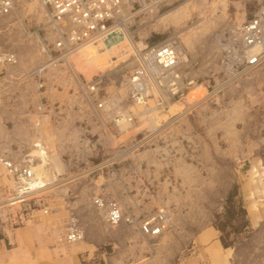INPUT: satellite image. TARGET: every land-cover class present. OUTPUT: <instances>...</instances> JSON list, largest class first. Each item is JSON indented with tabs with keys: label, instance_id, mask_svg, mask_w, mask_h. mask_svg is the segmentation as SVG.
<instances>
[{
	"label": "rangeland",
	"instance_id": "rangeland-1",
	"mask_svg": "<svg viewBox=\"0 0 264 264\" xmlns=\"http://www.w3.org/2000/svg\"><path fill=\"white\" fill-rule=\"evenodd\" d=\"M15 5L12 17L0 18V43L19 53L22 63L36 64L39 45H45L43 37L53 41L55 30L50 28L41 0H19ZM256 13L264 20V0H165L154 9L136 12L128 31L126 28L127 42L120 35L106 44L117 47L110 48L113 51L102 42L91 44L96 49L101 46L98 51L104 52L100 63H89V56L82 54L83 47L66 55L75 78H90L111 68L113 81H103V86L112 93L113 105L130 95L126 81L133 65L130 51L145 43L179 42L186 63L182 73L193 81L185 84L181 97L169 96L165 101L168 108L155 110L150 116L141 114L128 98L127 108H106L103 112L107 118L122 111L134 115V121L128 120L124 126L119 123L118 133L110 124L88 133L87 142L75 146L77 149L71 142L79 138V127L70 122L57 125L46 117L42 130L52 144V166L60 169L62 156L63 162L69 163L63 169L65 178L88 168V162L92 165L111 158L118 153L120 143L131 145L142 131L149 134L143 146L129 150L110 169L83 173L78 181L73 176L71 182L61 181L44 189L47 212L37 205L31 213L18 204L0 208V237L5 242L0 264H264V63L249 71L239 70L236 75L223 61L227 31ZM40 29L45 33L40 35ZM48 75L55 79L52 70ZM28 81H18L17 97L4 98L0 109L6 115L2 117L4 124L12 127V140H16V126L30 125L13 123L8 116L9 110L20 109L24 99L20 90ZM55 86L49 88L54 93L50 99L58 105L72 88ZM26 101L32 107L34 100ZM154 109L152 106L151 111ZM30 117L33 121L37 115ZM1 125L0 137L8 136L9 131ZM63 128L64 137L53 131ZM32 140L23 144L31 148ZM120 169L129 178L106 179L114 170L122 174ZM100 174L104 178L98 177ZM1 176L0 197L14 184L4 169ZM104 183L116 198L128 193L121 196L126 207L148 194L154 198L148 201L147 196L146 206L165 204L171 215L165 234L146 236L128 222L114 226L106 222L103 209L96 208L90 198L93 186L102 189ZM65 194L84 228V240L79 242L60 237L67 213Z\"/></svg>",
	"mask_w": 264,
	"mask_h": 264
},
{
	"label": "built area",
	"instance_id": "built-area-1",
	"mask_svg": "<svg viewBox=\"0 0 264 264\" xmlns=\"http://www.w3.org/2000/svg\"><path fill=\"white\" fill-rule=\"evenodd\" d=\"M17 1L19 0H0V13H8ZM151 1L155 5L165 0ZM42 2L48 7L58 26L53 34V41L52 37L47 40L43 37L45 45H39L40 58L36 64L22 63L13 48L0 43V85L3 86L4 81H28L31 77V81H34L36 85L37 94L43 95L32 101V107L28 106L27 101L21 99L19 110H9L8 116L13 123L21 122L41 128V122L46 117H49L57 125L64 122L73 123L79 127L78 135L80 136L79 138L77 136L71 143L73 148L75 146L79 148V144L87 142L85 137L88 133L99 132L103 130V127L108 128V124L112 125L118 133L120 131H118L117 125L122 119L127 117L128 120H133L132 114L122 111L107 118L103 112L106 108L109 109L112 106L127 108L128 98L131 103L132 101L143 103L145 105L144 115L150 116L155 110L168 108L164 93L175 94L174 98L181 97L185 84H190L193 81L187 74L182 81H178L180 77L179 59L175 56L172 44L168 42L145 43L139 49L135 48L130 51L133 65L128 71L126 79L130 95L125 96L123 100H118L113 105L110 103L112 93L103 86V81H113L109 77L111 68L93 73L90 78L82 76L75 78V74L69 68L70 65L65 61L66 55L87 40H92L94 43L103 40L108 43L110 39L113 40L117 36L123 35L124 27L128 31V24L134 14L138 11H145L143 1L42 0ZM40 31V35L45 33L44 29H40ZM225 37L223 54L226 56L225 61L231 64L233 69L242 70L246 66L259 65L264 62V21L261 13H256L241 24L235 25L230 31H227ZM49 39L51 41H48ZM98 49H102L101 46ZM50 70L53 71L55 79L49 78ZM184 72L188 73L186 66ZM69 78H73V80ZM63 81L66 82L62 83ZM55 84L61 86L62 90H65L67 86L72 88L67 99H62L58 105L50 99L54 97V93L50 92L49 88H55ZM119 87L120 83L118 87L114 88L115 95L118 94ZM2 89L0 88V90ZM107 103L110 104L106 106ZM152 106H155V109L151 111ZM30 114H37V118L33 121L30 120ZM147 134L149 132L142 131V136L139 139L135 135L131 145L120 143L117 154L92 165L88 162V168L76 171L69 178L76 176L78 181L82 179L83 173L85 175L92 171L103 172L105 169H110L114 162L122 159L121 157L126 155L129 150H138L140 146H143L146 141L144 137ZM19 140H13L17 147L5 149L0 154L3 169L14 183L10 192L0 197V201H2L0 208L18 204L19 207L27 210L26 213H31L34 206L37 205L47 212V204L43 199L46 192L44 189L56 186L61 181H72L64 176L66 173L63 170L64 166L65 164L69 166V163L66 161L64 163L65 159L60 155L61 163H63L61 168L57 169L52 166L53 162L47 155L48 147L40 131L35 134L31 148ZM96 140L100 142L99 139ZM100 143L102 144V142ZM92 146L97 147L96 144H92ZM114 171L110 172L106 179L114 178V180L123 181L129 178L125 170L122 172L120 169L122 174ZM100 176L101 179L104 178L101 174L98 177ZM100 186L102 189H95L96 185L93 186L90 198L96 207L103 209V217L109 224L115 225L121 221L136 223L140 231L149 236L158 235L169 228V213L165 204H158L154 207L153 205L146 206V201L139 200L133 195L138 202L126 207L124 205L126 201L121 199V196L126 197L127 192L116 198L113 193L105 189V183L104 186ZM66 196L67 194L64 195L63 206L67 213L64 230L60 237H64L66 240H78L84 236L83 227L75 206L71 200H65ZM147 196L153 197L150 194L143 195L144 199H148Z\"/></svg>",
	"mask_w": 264,
	"mask_h": 264
},
{
	"label": "bare ground",
	"instance_id": "bare-ground-1",
	"mask_svg": "<svg viewBox=\"0 0 264 264\" xmlns=\"http://www.w3.org/2000/svg\"><path fill=\"white\" fill-rule=\"evenodd\" d=\"M143 1V5H144V8H145V10H151L152 8L154 9V8H156V7H158L161 3H157V4H155L154 5V3H153V1H151V0H142ZM41 2H42V0H41ZM43 3V2H42ZM44 4V3H43ZM44 6L46 7V9H47V12H48V17H49V22H50V28H52L53 30H55L56 31V26H58V24H56L55 23V19H54V17L52 16V13L51 12H49V9H48V7L44 4ZM16 7V5L14 4L13 5V8L8 12V13H0V16H7L8 14H10L11 12H13V10H14V8ZM262 19H263V17H262ZM264 21V20H263ZM123 36H124V38H125V41L127 42V40H128V34H127V32H126V28L124 27V31H123ZM111 40V39H110ZM98 42H102L103 43V45L107 48V49H110V48H117V47H115V46H111L110 45V47H108V45H106L107 43L105 42V41H103V40H98ZM164 42H168L169 44H172L173 45V47H174V49H175V56L176 57H178V59H179V65H178V70L180 71V77H181V80H183V78H184V74L182 73V70H183V65H185L186 63H185V60H184V57L182 56V53L180 52V43L179 42H177L176 40H166V41H164ZM94 42L92 41V40H87V41H85L83 44H81V45H79L74 51H72V52H70L69 54H72V53H75V52H77V51H79L82 47L84 48L83 49V53L82 54H84L85 56H89V63H100V61H101V56H102V54L104 53H100L99 51H98V49H96V47L95 46H93V47H90V45L91 44H93ZM131 44V43H130ZM93 45H95V44H93ZM116 46H119V47H122L121 45H116ZM224 46H225V44H224ZM138 48V47H137ZM125 49V48H124ZM133 49H135V48H133ZM139 49V48H138ZM111 50V49H110ZM128 50H130V47L128 48ZM111 51H113V50H111ZM115 51H118V50H114V52ZM119 51H120V49H119ZM121 51H123V49L121 50ZM105 53H107V51L105 52ZM117 53V52H116ZM17 54V53H16ZM69 54H67V55H69ZM124 54V53H123ZM126 54V53H125ZM17 56H19L18 54H17ZM19 58V57H18ZM226 60V56H225V54H223V61L225 62V65L227 64V62L225 61ZM264 63V62H263ZM263 63H261V64H263ZM261 64H259V65H249V66H246V67H244L242 70H240L241 72H244V71H249V69H251V68H254V67H256V66H260ZM228 70L230 71V72H233L234 74L236 73V75L237 74H240L238 71L239 70H235V69H233V67L231 66V64H229L228 65ZM180 77H179V79H180ZM192 81V80H191ZM122 94V93H121ZM126 94V93H125ZM164 95L166 96V98H165V101L167 100L168 101V98H169V96L171 97H174V95L173 94H171V95H168L167 93H164ZM171 97V98H172ZM115 103V102H114ZM132 103L136 106V108L137 109H141L142 110V112H141V114H143L144 115V113H143V110H145V105L143 104V103H141V102H134V101H132ZM140 110V111H141ZM37 115V114H36ZM133 116V120L132 121H134V118H135V116L134 115H132ZM121 125H125L126 123H128V118L126 117L125 119H122L120 122H119ZM119 123H118V126H120L119 125ZM41 124H42V122H41ZM40 127V126H39ZM39 127H35L36 128V134L38 133V131H40V133L44 136V140H45V143H46V145H47V147H48V153H47V155H49V157L51 156V153H50V151H51V144L49 143V141L47 140V138L45 137V134H44V132H43V130H42V125H41V128H39ZM161 129V128H160ZM2 202V201H1ZM0 202V203H1ZM3 205V204H2ZM5 205V204H4ZM1 206V205H0ZM96 207V206H95ZM2 208V207H1ZM96 208H98V207H96ZM99 210H101L102 208H98ZM79 218V217H78ZM80 220V219H79ZM121 222H123L124 223V221H121ZM121 222H119V223H117V224H115V225H118V224H120ZM80 223H81V221H80ZM82 224V223H81ZM130 224H134V223H130ZM111 225V224H110ZM82 227H83V225H82ZM83 229V234H84V236H83V238H81V239H78V240H68L69 242H79V241H82V240H84V237H85V233H84V228H82ZM167 230V229H166ZM165 230H163L162 231V233L164 232ZM162 233H160V234H158V235H161ZM144 234V233H143ZM158 235H155V236H158ZM146 236H149V235H146Z\"/></svg>",
	"mask_w": 264,
	"mask_h": 264
},
{
	"label": "crops",
	"instance_id": "crops-1",
	"mask_svg": "<svg viewBox=\"0 0 264 264\" xmlns=\"http://www.w3.org/2000/svg\"><path fill=\"white\" fill-rule=\"evenodd\" d=\"M10 17H12V13L8 14L7 16H0V18H2V19H7V18H10ZM18 84H19L18 81H4L2 83L3 86L0 85V88H3L2 90H0V93H1L0 95L3 98L2 100H0V109L1 110L3 109L4 98H6L5 100H7L8 98H13L15 96L17 97L18 93H17V91H15V89H16ZM20 91H21V93H23V97H24L25 101L28 100L29 98L35 100L37 98V96H38L37 91H36V85H35L34 81H28V82L24 83V85H23V87L21 88ZM15 93H17V94H15ZM2 117H6V115H4L2 112H0V123L3 126H5V128L9 131V135L7 136L5 134L4 136L0 137V154L2 153V151H5V149H10V148L12 149V147H14V144H15V143H13V140L11 139L13 137V134L12 135L10 134V131L12 130V127L11 128L7 127L4 124ZM53 131H55V133H58V135H60L61 137H64V134H65V129L64 128L63 129H53ZM11 132L13 133V131H11ZM0 133L2 134V130L0 131ZM14 134H15L16 139H20L19 141L24 142V143H28V142H30L32 140V135L35 136L36 128H35V126L33 127L32 125H31V127L30 126H24V125H18L14 129ZM21 139H23V141ZM7 140H8V142H7ZM51 150H52V144H51ZM2 171H3V167H2L1 162H0V179L2 178V176H1ZM7 178L12 180L9 176H7ZM1 188H2V182L0 180V189ZM139 200H144V202L146 201V199H144V197L143 198H139ZM149 200H151V197H150V199H148V201ZM169 220H171V215L170 214H169ZM132 225H134L135 227L138 226L136 223H134ZM111 226H114V225H111ZM167 230H165L162 234H165V232ZM134 235H135V233L133 234V236ZM143 235H145V234H143ZM4 243H5L4 239L2 237H0V255L4 254V252H3L4 249H5Z\"/></svg>",
	"mask_w": 264,
	"mask_h": 264
},
{
	"label": "trees",
	"instance_id": "trees-1",
	"mask_svg": "<svg viewBox=\"0 0 264 264\" xmlns=\"http://www.w3.org/2000/svg\"><path fill=\"white\" fill-rule=\"evenodd\" d=\"M221 241H222V243L225 245V244H227V243H225V241H224V239L221 237Z\"/></svg>",
	"mask_w": 264,
	"mask_h": 264
}]
</instances>
